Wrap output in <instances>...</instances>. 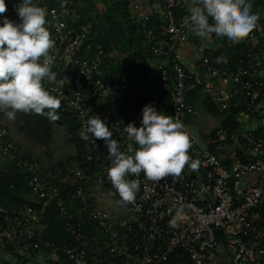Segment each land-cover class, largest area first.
<instances>
[{
  "label": "built area",
  "instance_id": "built-area-1",
  "mask_svg": "<svg viewBox=\"0 0 264 264\" xmlns=\"http://www.w3.org/2000/svg\"><path fill=\"white\" fill-rule=\"evenodd\" d=\"M258 1L255 27L230 44L189 30L184 18L193 0H153L146 7L129 0L145 29L147 54L120 75L111 69V52H79L88 46L86 32L74 24L72 2L48 9L37 0L55 42L49 50L52 70L64 81L61 90L55 81L44 86L60 98L58 110L76 118L78 131L96 114L131 155L137 146L123 128L129 122L140 126L142 107L152 103L182 121L192 141L188 153L200 165L195 171L185 165L179 177L159 182L143 172L129 175L140 183L135 200L121 204L124 213L111 214L109 205L116 210L117 204L107 192L116 201L119 196L107 177L110 161L102 140H82L89 165L81 168L73 160L39 159L0 123V179L14 170L29 188L7 206L0 187L1 248L22 257L47 249L56 264H264V3ZM5 2L3 15L18 21V0ZM195 91L221 110L220 119L230 113L237 127L219 123L198 128L201 135L190 130ZM51 202L65 240L44 238L38 230Z\"/></svg>",
  "mask_w": 264,
  "mask_h": 264
},
{
  "label": "clouds",
  "instance_id": "clouds-1",
  "mask_svg": "<svg viewBox=\"0 0 264 264\" xmlns=\"http://www.w3.org/2000/svg\"><path fill=\"white\" fill-rule=\"evenodd\" d=\"M18 5L19 19L13 21L3 15L7 5L0 0V112L8 120H15L18 112L59 120L60 98L44 86V81H55L60 90L64 86L52 70L55 57L49 50L55 42L45 26V9L37 0H18ZM251 9V0H193L184 23L200 38L215 34L236 44L255 27L259 14ZM123 133L137 146L131 155L121 150L108 124L96 114L79 131L82 140L103 141L110 161L107 177L118 193L117 203L134 202L140 189L139 181L128 179L129 175L143 172L146 179L159 182L179 177L185 165L193 171L200 165L188 153L192 141L182 121L152 103L142 107L140 126L129 122Z\"/></svg>",
  "mask_w": 264,
  "mask_h": 264
},
{
  "label": "trees",
  "instance_id": "trees-1",
  "mask_svg": "<svg viewBox=\"0 0 264 264\" xmlns=\"http://www.w3.org/2000/svg\"><path fill=\"white\" fill-rule=\"evenodd\" d=\"M69 1L77 12L78 19L74 22L76 26L86 32L84 45L88 48L79 52L92 55L98 48L108 52H118L129 58L126 61L117 60L113 54L111 69L120 75L127 74L133 68L135 61L142 60L147 52L143 45L146 36L144 28L140 26L134 18L129 7V0H101L100 5L94 4L93 0H45V5L49 9L53 6L60 7L69 5ZM252 12L256 13L258 0H251ZM264 3V0L261 1ZM190 102L196 106L203 107L214 116H220L221 110L206 95L200 96L194 92L190 96ZM60 112L59 120H49L45 116L36 114L17 113L16 119L11 120V124L17 134H19L30 147L48 148L53 137V123L61 124L65 129L66 140L73 145L74 153L68 160L75 161L81 168H86L89 164L84 158L85 145L79 136L76 118L67 112ZM13 183L12 187L9 184ZM2 200L7 206L13 201L22 199V193H27L29 188L26 185V177L11 170L0 179ZM61 219L58 216L54 202L49 203L41 220V233L44 238L56 241L65 240L61 226ZM9 250L8 247H4ZM43 251L49 252L47 249ZM20 258H26L18 255ZM54 261L51 264H56Z\"/></svg>",
  "mask_w": 264,
  "mask_h": 264
},
{
  "label": "rangeland",
  "instance_id": "rangeland-1",
  "mask_svg": "<svg viewBox=\"0 0 264 264\" xmlns=\"http://www.w3.org/2000/svg\"><path fill=\"white\" fill-rule=\"evenodd\" d=\"M94 4L97 6L101 4V0H93ZM211 48H214L212 43ZM114 54L115 58L120 61H126L129 58L127 56L119 54L118 52H111ZM203 96V94H200ZM220 116H214L211 113L207 112L203 107L197 106V114L193 117L191 123L188 124V128L195 132V134H200L198 128L212 127L217 126L220 123ZM0 123L5 124L9 133L12 136L17 137V132L11 124V120H8L7 117L0 112ZM194 123V124H193ZM53 137L51 144L48 148L35 147L30 148L33 152L38 154L39 159H49V160H68L70 155L74 153V147L70 144L65 137V129L61 124L53 123ZM243 126L241 125L240 128ZM18 138V137H17ZM107 196L111 203L117 204L119 207L118 210H113V206H109V211L111 214L124 213L126 210L121 204H118L115 196L112 193L107 192ZM41 231V226L38 228ZM4 248L0 246V264H51L55 261V255L50 252H44V256L40 255L39 257H26L24 260L21 258L15 257L11 253L5 252Z\"/></svg>",
  "mask_w": 264,
  "mask_h": 264
},
{
  "label": "crops",
  "instance_id": "crops-1",
  "mask_svg": "<svg viewBox=\"0 0 264 264\" xmlns=\"http://www.w3.org/2000/svg\"><path fill=\"white\" fill-rule=\"evenodd\" d=\"M141 4H142V6L143 7H146L147 5H149V4H151L152 2H153V0H138ZM185 55H186V57L188 58V56H189V52L188 51H186L185 52ZM18 136V138L17 137H15V136H12L15 140H17V141H20V142H25L24 141V139L19 135V134H17ZM33 148H35V147H33ZM109 206H113V205H109ZM114 207V206H113ZM119 209V207L117 206L116 207V210H118ZM40 227V226H39ZM5 252H7V253H11V254H13V255H15V257H18V258H20L18 255H16V254H14V253H12L11 251H5ZM44 252H46V251H43V250H41V251H39L36 255H34V256H30V257H39L40 255H43L44 256ZM21 260H24V258H21Z\"/></svg>",
  "mask_w": 264,
  "mask_h": 264
},
{
  "label": "water",
  "instance_id": "water-1",
  "mask_svg": "<svg viewBox=\"0 0 264 264\" xmlns=\"http://www.w3.org/2000/svg\"><path fill=\"white\" fill-rule=\"evenodd\" d=\"M220 123L222 125H226L229 128H235L238 125V122L235 118H233L231 116L230 113H226L221 119H220Z\"/></svg>",
  "mask_w": 264,
  "mask_h": 264
}]
</instances>
